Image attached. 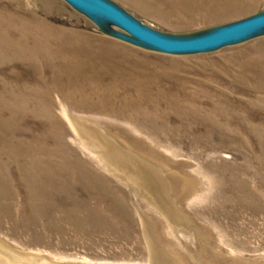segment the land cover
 Here are the masks:
<instances>
[{
  "label": "rangeland",
  "instance_id": "374dc122",
  "mask_svg": "<svg viewBox=\"0 0 264 264\" xmlns=\"http://www.w3.org/2000/svg\"><path fill=\"white\" fill-rule=\"evenodd\" d=\"M111 1L172 35L264 12V0ZM35 29L54 36L53 46L14 40ZM116 32L65 0H0V35L12 38L0 41V126L13 133L0 128V152L15 139L43 138L19 154L36 160L30 169L15 161L14 144L0 158V264H264V34L169 54ZM102 68L107 81L119 74L150 90L147 125L68 102L71 111L150 171L152 185L102 166L74 133L58 91L46 113L23 111L9 92L55 81L75 88L72 76L88 86ZM51 118L64 126L63 140Z\"/></svg>",
  "mask_w": 264,
  "mask_h": 264
},
{
  "label": "bare ground",
  "instance_id": "6f19581e",
  "mask_svg": "<svg viewBox=\"0 0 264 264\" xmlns=\"http://www.w3.org/2000/svg\"><path fill=\"white\" fill-rule=\"evenodd\" d=\"M8 38H11L9 34L0 35L1 42H8ZM29 38L42 39L41 42H45L47 46H53L54 36H52L50 33H47L46 30L43 31L42 29H35L30 33L27 31L23 34L21 39L17 40L14 38V40L18 42L21 40L25 43L27 42L25 39ZM39 44L40 42L37 43V45ZM18 50L22 51L26 50V48L25 46L22 47V45H19ZM94 69L95 68L92 70ZM108 70L109 68H102L100 71L104 76H100L98 79L94 76H91L90 79L86 78L85 84L88 86H85L83 83L77 80V77L72 76L70 78L71 81L73 83L75 81L78 83L75 88H66L62 83L55 81V84L52 86V88H10L9 92L13 96L14 101H18L20 99L22 100L21 106L19 108L24 109L23 111L29 109L33 110L34 112L36 110L46 113L49 112L51 108H49L50 110L48 107H46V109H42L45 101L46 104L50 102L52 105V101H54L51 95L52 91H58L62 104L60 108L72 126L74 133L82 140L84 147L92 155H94V157L97 158L102 166L108 168L111 171H115L128 179H134L140 185L147 183L152 185L153 182L155 183L156 179L154 176L149 174L151 173L150 171L144 167L143 170L138 168L139 163H136L134 160H132L127 154L122 152L118 146L112 143V141H109L105 136L97 133L93 129H90L80 120H77L71 111V106L68 102L73 103V105L75 107L77 106V108L83 107L84 109L89 108L93 110H102L115 115L129 117L130 119H136L137 121L139 120L144 123L143 125H147V118H150V108L153 106L150 90L145 88V84L141 80L139 81L137 79L136 81L131 79V85L133 88H130L129 83L127 82L128 78L124 79L119 74H110L112 76L111 80L107 81L106 76L109 75V73H106L105 71L108 72ZM6 90L8 89L6 88ZM5 109L6 108H1L0 111L4 112ZM0 118H2V116H0ZM0 120L3 121L2 119ZM50 121L57 130V138L59 140H63V137L60 136V134L63 135L65 133L64 126L59 124L55 119ZM13 124L16 126L14 122ZM0 128H4L7 131L11 129V135L13 134L10 123H6L4 127L0 126ZM38 134L35 133L32 136H29V139H27V137H23L22 139H15V141L14 138H9L5 134L7 139H12L14 142L9 144L8 147L3 148L4 150L0 152V158L4 155L9 156L11 154L10 156H12L11 146L14 144L15 153L13 152V155H16V158L20 159L19 162L15 159L14 160L19 163L20 166H25L24 168L30 169L29 167L36 163V160H31L32 157L27 160L21 159L19 154L22 153L20 155L25 157V154L30 153L36 148V144H40V138L41 141H43V138L39 136L40 134ZM28 156L33 155L29 154ZM47 159L51 160V158ZM33 174L34 173L30 172L29 176L27 177L29 183V178L32 177L31 175ZM38 180L39 179H37V181ZM44 180L50 183L52 182V177H50L49 174ZM41 210L44 211L46 208H41Z\"/></svg>",
  "mask_w": 264,
  "mask_h": 264
},
{
  "label": "water",
  "instance_id": "95a60500",
  "mask_svg": "<svg viewBox=\"0 0 264 264\" xmlns=\"http://www.w3.org/2000/svg\"><path fill=\"white\" fill-rule=\"evenodd\" d=\"M65 1L96 22L108 21L120 27L123 32H116L117 37L169 54L210 52L264 34V12L199 34L172 35L142 23L111 0Z\"/></svg>",
  "mask_w": 264,
  "mask_h": 264
}]
</instances>
